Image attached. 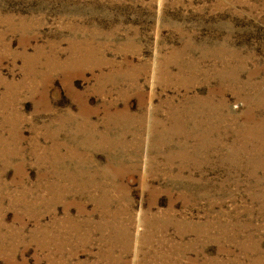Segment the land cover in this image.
Instances as JSON below:
<instances>
[{
    "label": "rangeland",
    "instance_id": "obj_1",
    "mask_svg": "<svg viewBox=\"0 0 264 264\" xmlns=\"http://www.w3.org/2000/svg\"><path fill=\"white\" fill-rule=\"evenodd\" d=\"M0 264H264V0H0Z\"/></svg>",
    "mask_w": 264,
    "mask_h": 264
},
{
    "label": "bare ground",
    "instance_id": "obj_2",
    "mask_svg": "<svg viewBox=\"0 0 264 264\" xmlns=\"http://www.w3.org/2000/svg\"><path fill=\"white\" fill-rule=\"evenodd\" d=\"M174 53V52H173ZM182 60V59H181ZM166 66V65H165ZM214 71V70H213ZM216 74V73H215ZM192 77V76H191ZM255 87V86H254ZM228 88V87H227ZM207 106V105H206ZM180 107V106H179ZM197 107V106H196ZM213 108V107H212ZM170 110V109H169ZM121 111V110H120ZM216 111V110H215ZM186 112V111H185ZM251 112V111H250ZM172 113V112H171ZM250 114V113H249ZM214 115V114H213ZM186 116V115H185ZM212 116V115H211ZM141 117V116H140ZM237 117V116H236ZM233 118V117H232ZM207 121V120H206ZM124 122V121H122ZM181 122V121H180ZM88 123V122H87ZM162 123V122H161ZM199 123V122H198ZM202 123V122H201ZM212 124V123H211ZM92 128V127H91ZM112 128V127H111ZM94 129V128H93ZM92 130V129H91ZM253 130V129H252ZM109 132V131H108ZM87 133V130H86ZM192 133V132H191ZM85 134V133H84ZM97 134V133H96ZM262 134V133H261ZM191 135V134H190ZM251 136V135H250ZM240 140V139H239ZM93 141V140H92ZM172 142V141H171ZM105 143V142H104ZM246 143V142H245ZM157 149V148H156ZM204 151V150H203ZM126 152V151H125ZM156 161V160H155ZM92 162V161H90ZM93 163V162H92ZM134 168V167H133ZM157 171V170H156ZM118 172V171H117ZM180 177V176H179ZM189 180V179H188ZM121 189V188H120ZM169 191V190H168ZM126 197V196H125ZM94 198V197H93ZM110 201V200H109ZM99 202V201H98ZM118 214V213H117ZM152 214V213H151ZM193 224V223H192ZM166 226V225H165ZM217 227V226H216ZM179 228V227H178ZM130 231V230H129ZM249 232V231H248ZM209 234V233H208ZM230 234V233H229ZM253 235V234H252ZM243 239V238H242ZM207 242V241H206ZM256 248V247H255ZM251 250V249H250ZM262 251V250H261ZM258 254V253H257ZM222 258V257H221ZM262 259V258H261Z\"/></svg>",
    "mask_w": 264,
    "mask_h": 264
}]
</instances>
